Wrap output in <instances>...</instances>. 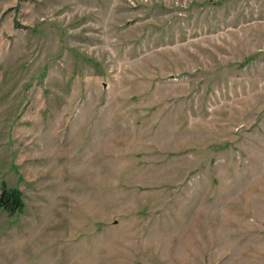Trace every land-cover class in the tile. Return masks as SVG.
I'll use <instances>...</instances> for the list:
<instances>
[{
    "label": "rangeland",
    "instance_id": "obj_1",
    "mask_svg": "<svg viewBox=\"0 0 264 264\" xmlns=\"http://www.w3.org/2000/svg\"><path fill=\"white\" fill-rule=\"evenodd\" d=\"M0 264H264V0H0Z\"/></svg>",
    "mask_w": 264,
    "mask_h": 264
},
{
    "label": "trees",
    "instance_id": "obj_2",
    "mask_svg": "<svg viewBox=\"0 0 264 264\" xmlns=\"http://www.w3.org/2000/svg\"><path fill=\"white\" fill-rule=\"evenodd\" d=\"M21 206L22 200L19 191L2 183L0 187V208L12 214Z\"/></svg>",
    "mask_w": 264,
    "mask_h": 264
}]
</instances>
